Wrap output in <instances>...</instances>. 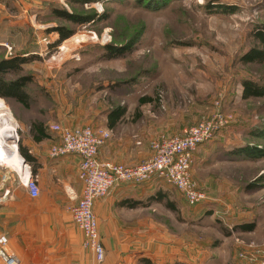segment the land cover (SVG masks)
Returning <instances> with one entry per match:
<instances>
[{"label": "rangeland", "instance_id": "374dc122", "mask_svg": "<svg viewBox=\"0 0 264 264\" xmlns=\"http://www.w3.org/2000/svg\"><path fill=\"white\" fill-rule=\"evenodd\" d=\"M54 7L102 19L72 26L52 14ZM61 26L73 28L75 35L55 47L59 35L47 30ZM257 31L264 32V0H98L72 7L66 0H0V61L26 49L39 52L34 55L38 59L24 67L34 78L28 91L31 107L0 99L2 117L16 134L19 152L21 131L32 121L50 128L101 129L108 112L125 107L119 129L134 135L146 154L160 135H181L220 110L233 115L234 122L211 141L219 152L247 143L261 148L264 140L257 141L252 131L264 128V99L243 101L241 95L243 82L264 83V67L239 61L259 46ZM109 47L120 55L110 56ZM144 97L155 102L140 106ZM260 164L264 168V160ZM229 165L219 160L209 168L202 166L209 171L205 176L214 180V191L193 178L209 197L208 204L196 207L161 180L135 185L161 192V201L147 200L148 209L136 207L135 214L150 216L152 238L165 245L169 262L264 261V190L225 193L230 185L224 179L242 171ZM255 170L249 169L248 176ZM167 202L175 203L177 212L168 209ZM249 219L257 224L255 233L235 229Z\"/></svg>", "mask_w": 264, "mask_h": 264}, {"label": "crops", "instance_id": "0c3cea01", "mask_svg": "<svg viewBox=\"0 0 264 264\" xmlns=\"http://www.w3.org/2000/svg\"><path fill=\"white\" fill-rule=\"evenodd\" d=\"M38 53L26 49L19 54L29 56ZM137 114L141 116L140 112ZM104 118L106 126L102 128L111 131L112 137L101 149L102 161L134 166L151 157L150 150L142 154L136 146L142 144L140 141L136 144L134 135L119 129L120 124L110 130L107 115ZM21 133L22 145L35 159L36 175L33 177L38 180L40 192L34 198L23 186L18 176L23 169L14 161L15 157L0 161V238H7L8 254L15 264H99L94 254L85 248L84 235L73 223L71 214V209L78 204L82 194L83 185L78 175L81 158L74 154L52 158L50 149L60 141L55 132H50V138L40 143L33 140L30 127ZM219 148L216 142H209L194 152L192 176L199 185L210 192L214 191L211 190L214 180L210 174L205 176V172L209 171H204L202 166L209 168L223 160L230 164L229 167L239 166L242 170L238 176L229 174L224 179L230 185L224 187L225 193L241 191L250 194L264 190V168L260 164L264 158H247L242 154L245 145L235 149L224 146L223 152H219ZM18 156L22 162L24 158L20 152ZM249 169H256L252 177L248 176ZM143 188L126 184L110 196L96 201L94 211L105 248V260L101 264H174L167 260L166 248L161 240L155 244L157 239L152 238L150 233L155 230L152 229L150 216L136 217V207L147 210V200L161 198V192ZM253 220L241 221L242 226L255 225L254 230L241 232L249 235L255 233L257 224ZM144 231L147 234L137 233ZM0 264L6 263L0 261Z\"/></svg>", "mask_w": 264, "mask_h": 264}, {"label": "built area", "instance_id": "2783aa9c", "mask_svg": "<svg viewBox=\"0 0 264 264\" xmlns=\"http://www.w3.org/2000/svg\"><path fill=\"white\" fill-rule=\"evenodd\" d=\"M233 122V115L218 110L211 119L185 130L181 135H160L150 144L152 156L134 166L101 160V149L111 139V132L107 129L62 125L51 127L59 135L60 141L51 147L50 156L58 159L74 154L81 158L78 175L83 185L82 194L78 204L71 209V214L73 223L84 235L85 248L94 254L99 264L105 260V248L94 211L96 201L110 196L123 185H139L156 179L173 186L190 206L208 204L207 193L197 186L192 177L193 154L198 147L213 141L220 131ZM0 161H4L1 155ZM22 161L24 167L18 173L19 179L36 198L40 192L38 180L33 177L24 159ZM7 243L6 237L0 238V261L15 264L6 250ZM260 264H264V261Z\"/></svg>", "mask_w": 264, "mask_h": 264}, {"label": "trees", "instance_id": "16d2710c", "mask_svg": "<svg viewBox=\"0 0 264 264\" xmlns=\"http://www.w3.org/2000/svg\"><path fill=\"white\" fill-rule=\"evenodd\" d=\"M69 6H88L92 3L97 2L98 0H66ZM52 14L60 21L65 24H71L72 26H84L91 22H94L95 19H102V17H98L97 14L93 15H78L75 13H71L66 9L56 8L52 9ZM55 32L59 35V39L55 42L54 46L58 47L63 42L69 40L71 37L75 35V30L67 27H57L48 29L47 33ZM255 40L259 43L258 47H255L243 54L239 61L243 65H257L264 67V32L257 31L254 33ZM108 49H111L110 47ZM113 58L118 57L120 54L110 51V56ZM38 58L34 55L23 56L16 55L11 58H4L0 61V99L4 100H13L16 103L20 104L23 108L29 109L31 107V96L29 94L30 86L34 83V78L31 75L24 73L25 65L37 60ZM241 99L243 101H248L251 99H264V83L256 84L253 82L245 81L242 84V95ZM155 100L151 97H144L139 100V105L143 106L146 104L154 103ZM126 115L125 107H117L112 109L107 114V127L110 130H114L117 128L119 124H121ZM137 118H140V115L137 114ZM257 129V128H256ZM259 128L257 131H252V135L255 136L256 140H264V128ZM50 132H54L48 127L43 121H32L30 125V133L33 137V140L37 143L44 141L50 138ZM221 132V131H220ZM219 132V133H220ZM56 133V132H55ZM218 133V134H219ZM57 134V133H56ZM250 135V132L248 133ZM59 136V135H58ZM257 143V142H256ZM245 149L242 151V154L251 158L252 160L262 159L264 158V146L259 148V145L247 143ZM19 152L24 158V161L31 166L33 176L36 175L35 162L34 158L31 154H29V150L22 145V141L19 143ZM161 198L154 199L155 202L161 201ZM136 205V204H135ZM135 205H130L132 208L136 207ZM167 208L173 212H177L175 203L167 202ZM255 225H243L239 228L236 226V230H241L243 232H250L254 230Z\"/></svg>", "mask_w": 264, "mask_h": 264}, {"label": "bare ground", "instance_id": "6f19581e", "mask_svg": "<svg viewBox=\"0 0 264 264\" xmlns=\"http://www.w3.org/2000/svg\"><path fill=\"white\" fill-rule=\"evenodd\" d=\"M0 155L1 158H3V160H7L10 157H15L14 161L21 169H23V164H22L23 161L21 162L20 161L21 159L18 156L16 134L14 133L13 129L7 125L5 119L2 117L1 110H0Z\"/></svg>", "mask_w": 264, "mask_h": 264}, {"label": "water", "instance_id": "95a60500", "mask_svg": "<svg viewBox=\"0 0 264 264\" xmlns=\"http://www.w3.org/2000/svg\"><path fill=\"white\" fill-rule=\"evenodd\" d=\"M17 144H18V140H17Z\"/></svg>", "mask_w": 264, "mask_h": 264}]
</instances>
